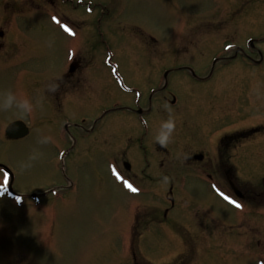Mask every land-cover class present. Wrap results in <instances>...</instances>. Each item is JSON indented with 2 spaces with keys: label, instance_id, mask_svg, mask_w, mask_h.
Here are the masks:
<instances>
[{
  "label": "rangeland",
  "instance_id": "1",
  "mask_svg": "<svg viewBox=\"0 0 264 264\" xmlns=\"http://www.w3.org/2000/svg\"><path fill=\"white\" fill-rule=\"evenodd\" d=\"M7 1L12 40L0 49V92L28 99L32 109L0 110V164L23 196L17 203L0 195V264H264V58L217 62L208 81L169 74L175 106L166 102L169 91L156 92L142 121L103 113L136 100L147 105L162 71L176 63L203 75L213 57L232 54L225 43L247 50V38L264 37L260 1L242 0V14L241 0H35L39 10L29 0ZM56 11L76 19L71 33ZM257 43L264 57V39ZM74 56L75 81L58 77ZM13 118L28 122L27 137L4 138ZM169 118L175 129L162 147L154 138ZM242 128L256 129L230 158L237 179L229 180L252 192L251 214L250 204L236 207L219 195L234 199L221 172L208 170V181L181 162L189 151L215 159L212 141ZM150 151L166 170L157 161L142 172ZM123 154L133 162L123 176L144 181L134 180L135 192L114 175Z\"/></svg>",
  "mask_w": 264,
  "mask_h": 264
},
{
  "label": "flooded vegetation",
  "instance_id": "2",
  "mask_svg": "<svg viewBox=\"0 0 264 264\" xmlns=\"http://www.w3.org/2000/svg\"><path fill=\"white\" fill-rule=\"evenodd\" d=\"M24 2L27 3L28 0H23ZM30 4L32 5V7L34 8V6L39 7L40 3L37 1V3H35V0H29ZM43 1V0H42ZM51 2V3H50ZM49 5H54L55 2L54 0H49L48 2ZM9 6V2L7 0H0V10L2 12V8H7V10H5L4 12H2V14L4 16H8V19L3 20L2 18H0V49L5 48L8 46L9 41L11 39V31H9V23L11 22V18H12V13H13V9ZM243 10H239L238 14H242ZM56 15L58 16H62L63 18L67 19L66 21H68L70 24L73 25L74 21L73 19H68L67 15L65 13L63 14H58V12H55ZM11 17V18H10ZM12 40V39H11ZM254 44L249 43V48L246 51H242V50H238L237 46H235L234 51H233V55L230 56L229 58L227 57H223L221 58L220 64H226V63H230L231 60L235 59L236 57H238V54L244 55L241 56L245 59H247L249 62L254 63V64H259V61L255 59L254 56H252L253 54L256 55H260V51L259 49H255L254 51ZM220 59V58H218ZM181 68H186V66H182V67H177L176 69H181ZM76 61L75 60H71L67 66H65L60 72H59V76H66L67 78L75 81V77H76ZM184 75L188 76V77H193L194 74L192 72H185L183 73ZM70 83H72L70 81ZM76 90V89H74ZM57 95H60V91H57V88L55 89ZM151 98H152V94L151 96H149V100H148V104L146 107L143 108H139V109H134L133 107L129 108L130 110H132V112H135L136 114H141L139 116H142L145 112H147V114H149L150 110H151ZM58 101V102H57ZM60 105V99L56 96V102L54 100V107L56 109V106ZM139 110V111H138ZM238 137H240V140L245 139V133H240L239 135L237 134H233L230 136H225L223 138H219L217 140V142L213 145L214 146V152L216 155V159L221 163V162H225L224 166L223 165H219V167L217 168V170L219 172H222L225 176L228 175V172L232 171V166L229 164L230 158H232L234 156V150L236 149L237 145H238ZM199 152L198 151H189L187 152V154L185 155V157H183V159H181L182 164L184 167H186V169L189 168H193L195 166H197V162L198 161H202V156H198ZM145 166L146 168L143 169L142 171L145 172L147 170V168L152 167L154 165H156V161L154 159H146L145 160ZM170 164V163H169ZM5 165V164H4ZM162 165V163H161ZM7 166V165H6ZM207 167V166H205ZM0 169H5L3 167L0 166ZM204 172V171H201ZM134 175V174H133ZM136 177V175H134ZM143 176L146 178L147 176L145 174H143ZM138 179V177H136ZM148 178V177H147ZM139 180V179H138ZM239 197L241 198H245V193H243L242 191L239 192V194H237Z\"/></svg>",
  "mask_w": 264,
  "mask_h": 264
},
{
  "label": "clouds",
  "instance_id": "3",
  "mask_svg": "<svg viewBox=\"0 0 264 264\" xmlns=\"http://www.w3.org/2000/svg\"><path fill=\"white\" fill-rule=\"evenodd\" d=\"M32 104L26 98H20L10 90L0 92V110H16L23 114H27L31 111ZM175 129V122L171 118L162 121L155 135V142L160 146H166L169 142L173 131ZM42 143L47 142V138H44ZM34 158V157H33Z\"/></svg>",
  "mask_w": 264,
  "mask_h": 264
},
{
  "label": "water",
  "instance_id": "4",
  "mask_svg": "<svg viewBox=\"0 0 264 264\" xmlns=\"http://www.w3.org/2000/svg\"><path fill=\"white\" fill-rule=\"evenodd\" d=\"M5 133L7 136L17 138L27 133V127L21 121H15L6 127Z\"/></svg>",
  "mask_w": 264,
  "mask_h": 264
},
{
  "label": "snow or ice",
  "instance_id": "5",
  "mask_svg": "<svg viewBox=\"0 0 264 264\" xmlns=\"http://www.w3.org/2000/svg\"><path fill=\"white\" fill-rule=\"evenodd\" d=\"M53 19L55 20L56 18L53 17ZM61 27L64 28V30H65L66 32L71 33V29H70L67 25H61ZM124 183H125V186H126L128 189H130L131 191H133V192L137 191V189L134 188L130 183H127V182H124ZM219 195H220L223 199L228 200L230 203L235 204L236 207H239V206H240L239 204H236L235 201L230 200V198H229L227 195H225L223 192H220Z\"/></svg>",
  "mask_w": 264,
  "mask_h": 264
}]
</instances>
